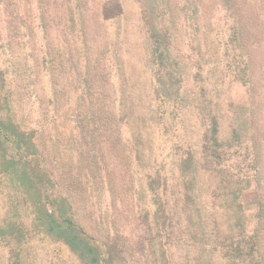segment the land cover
I'll return each mask as SVG.
<instances>
[{
    "label": "trees",
    "instance_id": "1",
    "mask_svg": "<svg viewBox=\"0 0 264 264\" xmlns=\"http://www.w3.org/2000/svg\"><path fill=\"white\" fill-rule=\"evenodd\" d=\"M262 52L264 0H0V264H264Z\"/></svg>",
    "mask_w": 264,
    "mask_h": 264
},
{
    "label": "rangeland",
    "instance_id": "2",
    "mask_svg": "<svg viewBox=\"0 0 264 264\" xmlns=\"http://www.w3.org/2000/svg\"><path fill=\"white\" fill-rule=\"evenodd\" d=\"M127 11H129L130 13L132 12V14L134 15V13H136V11H137V6L134 5L133 3L129 2L128 6H127ZM97 16H99V10H97V8H95L88 13L87 18H86L88 42H89V46H90V49L92 52H94L97 48L103 47L104 44L106 43V41L103 40L104 38L101 34V26H100L99 19H98L99 17H97ZM122 37L125 38L123 40V42H124L123 45L125 46V48L131 47L133 40H134V37L129 36V38H128L127 36H124V35ZM123 55H124L123 56L124 60H126V58H128L129 56H132L131 60L133 62L137 61V57L135 55H132V54L131 55L123 54ZM260 55L263 58L264 52H262ZM256 68L258 70L264 71V61L262 59H260L259 57H258ZM119 77H120V75L118 76V78ZM255 200H256V195L254 192H250L246 195L247 206L254 207L255 206Z\"/></svg>",
    "mask_w": 264,
    "mask_h": 264
}]
</instances>
